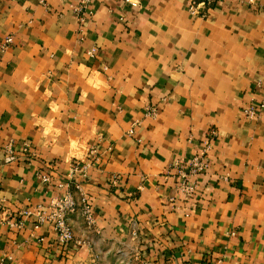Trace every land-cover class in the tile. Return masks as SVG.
<instances>
[{"label":"crops","instance_id":"0c3cea01","mask_svg":"<svg viewBox=\"0 0 264 264\" xmlns=\"http://www.w3.org/2000/svg\"><path fill=\"white\" fill-rule=\"evenodd\" d=\"M191 1L0 0V264H264V0Z\"/></svg>","mask_w":264,"mask_h":264},{"label":"built area","instance_id":"2783aa9c","mask_svg":"<svg viewBox=\"0 0 264 264\" xmlns=\"http://www.w3.org/2000/svg\"><path fill=\"white\" fill-rule=\"evenodd\" d=\"M94 1H106V0H80L79 4H73L72 9L76 12L79 21L84 23L86 21V16L91 15L93 11L89 8L90 4ZM128 4L133 6H137L139 4L138 0H122ZM228 0H192L191 1V10L193 12H199V7H206L215 4H222L227 2ZM13 42V37L9 36L6 38V41L2 45L3 49L8 48ZM247 115L250 118H255L257 112L254 107H251L247 110ZM218 135L217 130L212 129L209 134V138L205 141V150L202 154H198L194 158L190 159L187 163H178L177 165L180 167V175L185 180H191L190 178L193 176H197L199 174L204 173L208 168V160L206 159L207 152L211 148V143L214 138ZM183 165V166H182ZM188 165L190 170L187 171L183 167ZM46 181L49 178H45ZM84 214L88 221H92V215L89 205L84 199L83 205ZM79 208L78 203L73 198L71 194H66L62 196L55 197L49 206L43 207L42 205L38 206V209L41 211L40 213V221L42 223H49L56 235L58 236V240L61 244L66 245L75 240V235L73 231V227L71 224V215L75 213ZM26 214L31 215L34 214L33 211H27ZM142 264H153L151 261L144 260ZM189 264H203V263H189Z\"/></svg>","mask_w":264,"mask_h":264}]
</instances>
